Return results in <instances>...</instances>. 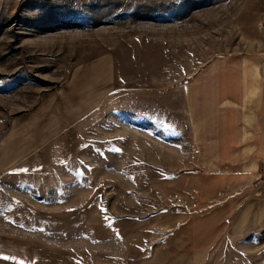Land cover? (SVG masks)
I'll return each mask as SVG.
<instances>
[{
	"label": "rangeland",
	"instance_id": "1",
	"mask_svg": "<svg viewBox=\"0 0 264 264\" xmlns=\"http://www.w3.org/2000/svg\"><path fill=\"white\" fill-rule=\"evenodd\" d=\"M262 49L264 0H0V148L45 108L44 126L85 108L62 162L0 169L4 235L35 264H264L263 211L232 239L235 213L210 209L229 191L203 181L185 101L212 59Z\"/></svg>",
	"mask_w": 264,
	"mask_h": 264
},
{
	"label": "crops",
	"instance_id": "2",
	"mask_svg": "<svg viewBox=\"0 0 264 264\" xmlns=\"http://www.w3.org/2000/svg\"><path fill=\"white\" fill-rule=\"evenodd\" d=\"M103 68L91 73L95 82L100 81L91 94L107 84ZM185 101L196 132L197 155L203 166L198 169L206 177L203 181L213 190L223 186L229 191L222 200L211 197L210 209L221 202L227 212L235 213L227 231L230 238L250 233L246 227L249 218L258 211L264 213V181L260 180L264 177V49L215 57L189 81ZM82 107L72 108L67 115L54 110L55 120L48 126L43 125L49 113L45 108L24 130L18 126L5 148H0V169L26 176L62 162L64 152L55 146L60 144L68 121L77 123L79 112L85 109ZM236 187L240 189L231 190ZM4 234L0 227V264H35L34 246L19 235Z\"/></svg>",
	"mask_w": 264,
	"mask_h": 264
}]
</instances>
